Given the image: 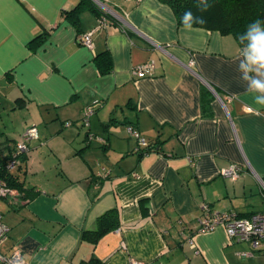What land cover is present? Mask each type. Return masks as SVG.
<instances>
[{"label": "crops", "instance_id": "obj_1", "mask_svg": "<svg viewBox=\"0 0 264 264\" xmlns=\"http://www.w3.org/2000/svg\"><path fill=\"white\" fill-rule=\"evenodd\" d=\"M79 1L0 0V119H19L11 145L0 130V146L6 155L27 128L39 134L16 171L32 191L0 199L9 227L0 253L18 249L25 264H264L223 227L198 230L206 214L264 211V106L237 71L245 49L230 35L179 27L158 0H88L76 26L64 12ZM94 10L109 20L98 29ZM90 32L91 49L79 41ZM102 52L107 74L94 62ZM148 61L154 74L134 78ZM128 125L153 149L136 152ZM231 164L242 167L236 180L220 175ZM110 209L118 228L82 242Z\"/></svg>", "mask_w": 264, "mask_h": 264}, {"label": "trees", "instance_id": "obj_2", "mask_svg": "<svg viewBox=\"0 0 264 264\" xmlns=\"http://www.w3.org/2000/svg\"><path fill=\"white\" fill-rule=\"evenodd\" d=\"M158 2L167 5L172 11L176 23L179 27H184L181 23V16L190 10L195 16H202L206 23L193 24L192 28H201L209 31H218L222 35L232 36L239 46L244 48L240 43L239 36L246 31L247 26L257 19L264 21V0H208L211 7L201 12L197 8L198 0H158ZM92 7L88 0H80L79 3L69 12H64V17L73 25L78 26L79 14L85 7ZM97 12L96 10H94ZM97 15L100 13L97 12ZM46 39V35H40L30 42L31 45H39ZM95 65L100 74H107L111 70V58L107 52L98 53L94 57ZM207 92L202 95V107L204 113L207 112L206 106ZM2 133L0 132V136ZM153 146L147 144L143 149L150 151ZM13 148L5 156L0 155V180L4 181L9 188L18 192L28 194L32 189H26L24 184L18 180L16 171L7 170L6 166L10 159ZM23 156L20 158V163ZM32 198L29 197V199ZM119 226V217L116 209H110L97 218V226L92 231H82L80 240L94 245L106 233L115 230ZM80 264H102L96 258H90Z\"/></svg>", "mask_w": 264, "mask_h": 264}, {"label": "built area", "instance_id": "obj_3", "mask_svg": "<svg viewBox=\"0 0 264 264\" xmlns=\"http://www.w3.org/2000/svg\"><path fill=\"white\" fill-rule=\"evenodd\" d=\"M140 2L141 0H136ZM98 18V28L103 27L108 23L106 16H101ZM93 32L84 34L80 37L79 41L81 44L87 48H92V36ZM156 49L166 51L164 48L154 45ZM155 64L153 61L145 62L141 65L134 67L131 70V74L136 79H142L151 77L154 74ZM94 102L90 106L86 107L83 114V123L88 125L89 116L93 112ZM126 133L134 138L137 142L136 152H140L147 146V142L140 135V133L135 130L132 126L128 125L125 128ZM39 134L35 126L27 128L15 143L13 150L10 154V159L6 166L7 170L13 171L20 164V158L30 150V144L33 141L38 140ZM242 171V167L236 164H231L220 171V175L224 178L230 180H236ZM261 189L262 196H264V180L258 179ZM17 191L9 188L6 183L0 180V199H5L7 201H17ZM200 232H209L217 227L221 226L225 229L229 238H233L237 241H246L249 243L253 250L260 251L264 253V211L260 213L251 214L247 217H238L235 213L224 212V213H212L206 214L198 220ZM9 227L2 221V216L0 214V246L8 238ZM190 245L193 246V242L188 239ZM0 264H25L22 258L21 252L18 249L13 250L8 255H3L0 253ZM130 264H143L138 261H130Z\"/></svg>", "mask_w": 264, "mask_h": 264}, {"label": "clouds", "instance_id": "obj_4", "mask_svg": "<svg viewBox=\"0 0 264 264\" xmlns=\"http://www.w3.org/2000/svg\"><path fill=\"white\" fill-rule=\"evenodd\" d=\"M211 5L208 0H198L197 8L201 12L207 11ZM181 23L186 30H191L193 24H204L202 16H195L190 10L181 16ZM240 43L244 45L243 60L238 64L237 71H243L248 81L249 93L255 91L260 94L255 98V103L264 106V21H252L246 31L239 36Z\"/></svg>", "mask_w": 264, "mask_h": 264}, {"label": "rangeland", "instance_id": "obj_5", "mask_svg": "<svg viewBox=\"0 0 264 264\" xmlns=\"http://www.w3.org/2000/svg\"><path fill=\"white\" fill-rule=\"evenodd\" d=\"M15 118L16 119H14L12 117L10 119V118H7L6 115H3L2 118L0 119V130L2 131V129H4V130L6 129L9 132V134H7V135L9 137L8 141L10 142V145H11L12 141H14V139L16 138L15 133H14L15 132L14 130L16 128V123H17V121H19V119H17V116L16 115H15ZM10 121H12V122H10ZM40 128H42V126ZM2 140L3 139H0V142H2ZM3 145L4 144H2L0 146V155L1 156H4L5 155V149L3 148ZM29 151H31V149ZM29 151L26 152L27 155L29 154Z\"/></svg>", "mask_w": 264, "mask_h": 264}, {"label": "water", "instance_id": "obj_6", "mask_svg": "<svg viewBox=\"0 0 264 264\" xmlns=\"http://www.w3.org/2000/svg\"><path fill=\"white\" fill-rule=\"evenodd\" d=\"M98 1V0H97Z\"/></svg>", "mask_w": 264, "mask_h": 264}]
</instances>
